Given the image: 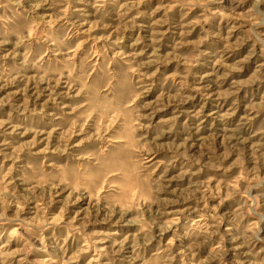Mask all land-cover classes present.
<instances>
[{
  "label": "rangeland",
  "instance_id": "1",
  "mask_svg": "<svg viewBox=\"0 0 264 264\" xmlns=\"http://www.w3.org/2000/svg\"><path fill=\"white\" fill-rule=\"evenodd\" d=\"M0 264H264V0H0Z\"/></svg>",
  "mask_w": 264,
  "mask_h": 264
}]
</instances>
